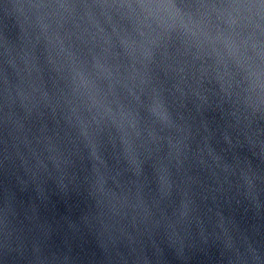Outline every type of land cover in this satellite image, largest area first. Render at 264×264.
Returning a JSON list of instances; mask_svg holds the SVG:
<instances>
[{"label": "water", "instance_id": "95a60500", "mask_svg": "<svg viewBox=\"0 0 264 264\" xmlns=\"http://www.w3.org/2000/svg\"><path fill=\"white\" fill-rule=\"evenodd\" d=\"M0 264H264V0H0Z\"/></svg>", "mask_w": 264, "mask_h": 264}]
</instances>
